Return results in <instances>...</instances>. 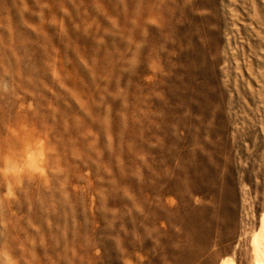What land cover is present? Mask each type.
<instances>
[{
  "label": "rangeland",
  "instance_id": "obj_1",
  "mask_svg": "<svg viewBox=\"0 0 264 264\" xmlns=\"http://www.w3.org/2000/svg\"><path fill=\"white\" fill-rule=\"evenodd\" d=\"M263 239L264 0H0V264Z\"/></svg>",
  "mask_w": 264,
  "mask_h": 264
},
{
  "label": "bare ground",
  "instance_id": "obj_2",
  "mask_svg": "<svg viewBox=\"0 0 264 264\" xmlns=\"http://www.w3.org/2000/svg\"><path fill=\"white\" fill-rule=\"evenodd\" d=\"M195 6V5H194ZM192 66V65H191ZM191 173V172H190ZM193 173V172H192ZM192 178V177H191ZM248 256V255H247ZM255 264H264V239L262 242V245L260 248H258L256 254H255ZM233 263V259L223 262L222 264H232Z\"/></svg>",
  "mask_w": 264,
  "mask_h": 264
}]
</instances>
